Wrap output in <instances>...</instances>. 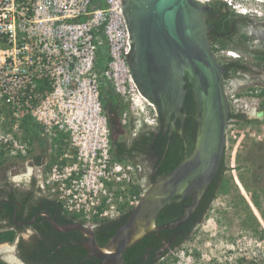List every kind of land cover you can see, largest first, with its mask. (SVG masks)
I'll return each mask as SVG.
<instances>
[{"label": "built area", "instance_id": "built-area-1", "mask_svg": "<svg viewBox=\"0 0 264 264\" xmlns=\"http://www.w3.org/2000/svg\"><path fill=\"white\" fill-rule=\"evenodd\" d=\"M221 1L248 11L233 0ZM121 5V0H0V110L9 115L6 127L0 122V152L27 155L24 121L42 127L40 136L50 143L60 135L63 153L48 169L47 162L43 166L45 194L88 226L120 217L143 196L140 167L112 153L101 84L131 99L138 125L143 119L156 126L158 120L157 110L155 118L147 116L143 101H148L128 69ZM127 117L126 112L123 126Z\"/></svg>", "mask_w": 264, "mask_h": 264}, {"label": "water", "instance_id": "water-1", "mask_svg": "<svg viewBox=\"0 0 264 264\" xmlns=\"http://www.w3.org/2000/svg\"><path fill=\"white\" fill-rule=\"evenodd\" d=\"M121 3L126 22L125 4L123 0ZM211 11L209 3L199 0H135L138 58L136 67L130 71L128 66V69L140 94L160 112L165 131L175 132L183 140L184 157L175 170L150 185L127 221L104 247L98 245L91 226L60 225L45 214L57 232H82L89 256L102 264H125V251L151 232L186 223L218 175L224 161L230 105L225 68L210 44L207 18ZM127 29L130 51L125 54L126 60L134 43L128 25ZM187 86L191 88L195 104L196 131L191 153H188L187 138L176 124L180 121L183 125L187 118ZM250 115L260 119L264 111ZM189 199L192 202L187 206ZM174 204L183 206V217L158 227L159 214Z\"/></svg>", "mask_w": 264, "mask_h": 264}, {"label": "rangeland", "instance_id": "rangeland-1", "mask_svg": "<svg viewBox=\"0 0 264 264\" xmlns=\"http://www.w3.org/2000/svg\"><path fill=\"white\" fill-rule=\"evenodd\" d=\"M207 1L201 2L211 3ZM233 1L253 11L249 16L251 21L246 30L249 37L252 34L257 37L251 39V45L258 49L264 48V3L256 0ZM255 11L260 14L254 15ZM225 86L230 111L244 115L242 122L231 121L227 128L224 153L227 170L207 220L196 230L191 242L186 243L162 264H264V117L257 119L250 115L264 111V79L229 81ZM104 95L107 96V102L109 99L114 102L113 109L118 114V125L113 132L108 125L110 135L129 144L135 134L133 124L138 125L135 119V105L131 99L116 94L112 88L102 83L100 100L103 108ZM143 103L147 116L155 118L156 107L149 101ZM126 112L127 125L123 126L121 120ZM102 113L109 124L110 116L106 112ZM8 118L6 111L0 110V122H3L5 127ZM25 123L26 121L23 122ZM41 128L39 131L43 133ZM4 130L6 133L12 132L7 128ZM21 136L27 155L12 156L9 152L1 151L0 181L6 176H10L16 183L29 182L32 178L34 169L28 161L42 153L38 148L39 144L41 147L44 146L42 142L38 144L25 130ZM60 139V135L57 136L51 143L52 146H49V153L43 155L46 157L44 161L48 164L46 169L51 166V161L56 159L57 150L60 147L64 149ZM3 147L2 145L1 150H5ZM140 167L143 180H139L137 184L138 187L141 184L145 189L142 193L144 194L151 184H148L147 177L143 174L142 165ZM256 202L260 203L259 207ZM7 246H11V243L5 242L0 245ZM0 262H3L2 258Z\"/></svg>", "mask_w": 264, "mask_h": 264}, {"label": "trees", "instance_id": "trees-1", "mask_svg": "<svg viewBox=\"0 0 264 264\" xmlns=\"http://www.w3.org/2000/svg\"><path fill=\"white\" fill-rule=\"evenodd\" d=\"M214 9L217 12L223 10L229 12L231 17L225 18V22L222 29H228L232 26L238 29H246L249 25L251 18L249 16L235 13V11L227 5L226 2L216 0L212 2ZM245 32V31H244ZM264 61V56L261 57ZM136 82V81H135ZM137 84V83H136ZM139 88V87H138ZM188 90L186 97V112L187 118L183 125L178 121L177 127L184 133L188 141V153H191L195 143V135L193 133L195 129L194 123V102L191 88L186 87ZM140 90V89H139ZM105 99V111L109 117V128L113 132L117 123V112L113 109V104L109 99L106 101L107 96H103ZM107 102V103H106ZM158 123L156 126H151L144 123L143 119L139 121V125H134L135 136L131 139V142L127 144L125 141L111 137L112 153L118 160H124L132 164L135 168H139L142 165L143 174L147 177L148 184H153L158 179L171 173L175 170L183 161L184 157V142L181 137L170 130L165 131L163 125V119L158 111ZM244 115L241 113L231 112L229 120L242 122ZM38 126H30L25 123L24 129L30 133L33 137H37L41 141L40 131ZM43 142V141H41ZM58 154L56 159H53L51 163H55L58 156L63 153L62 147L57 150ZM141 168V167H140ZM227 168L224 161L220 167L218 175L204 194L203 199L199 202L196 211L191 215L190 219L183 225L173 229H161L159 231H153L147 235L141 242L134 245L132 248L125 251L123 259L125 264H162L171 255L183 247L186 243L193 240L196 230L203 225L207 220L211 206L217 198L222 178ZM139 180H143L142 174L139 176ZM139 193H143L145 189L141 186L138 187ZM31 193V192H29ZM32 194V193H31ZM9 201L18 200L20 203H24L23 199H16L15 192L12 190L0 191V202L3 198ZM35 197V195H34ZM40 201L47 205L51 216L56 215V222L60 225L81 224L86 225V222L81 220L79 216L75 214H69L63 209L61 203L56 200L49 199L42 192L40 195ZM191 199L187 200L185 205H190ZM259 207L260 203L256 202ZM1 208V203H0ZM14 206L7 205L5 203L4 209L0 211V218L7 215L6 210L11 214L14 210ZM134 208L124 212L120 217L112 220H102L95 222L93 225L96 241L100 247H104L117 232V230L127 221L132 210ZM182 205H170L166 207L158 216L156 225L163 227L180 220L183 217ZM6 213V214H5ZM40 221H44V218H40ZM50 234L57 238L56 245L50 246L49 253L62 256V262L57 264H102L100 260L95 257L89 256L88 251L85 249L84 244L86 239L79 231H71L67 233H60L49 226ZM85 239V241H84ZM14 241L13 233H0V243ZM54 260L50 258L48 264H55ZM0 264H5L0 262Z\"/></svg>", "mask_w": 264, "mask_h": 264}, {"label": "flooded vegetation", "instance_id": "flooded-vegetation-1", "mask_svg": "<svg viewBox=\"0 0 264 264\" xmlns=\"http://www.w3.org/2000/svg\"><path fill=\"white\" fill-rule=\"evenodd\" d=\"M123 3L125 4L127 13V19L125 18L127 25L130 32H133V36L131 37L134 43L132 44V51L127 59L131 71V68L136 67L138 58L137 42L139 35L136 30L137 20L133 12L135 0H123ZM209 4L212 9L211 14L207 18V24L210 29V44L216 58L225 68V83L229 81L243 82L254 78L264 79V61L261 60V57L264 56V48L258 49L251 45V39L257 38L256 35L252 34L249 37L246 29H238L235 26L229 29L228 27L222 29L225 18L231 17V14L225 10L219 13L214 9L212 2ZM229 52H236L238 58L229 57ZM195 131L196 124L193 131L194 135ZM110 136L112 137V135ZM34 140L38 144L43 141L44 147H41L39 144L38 148L42 150L43 154H38L28 161V164L34 169L31 180L29 182L16 183L10 176H6L0 181V191L12 190L15 192L16 199L21 198L25 201L24 203H20L18 200L9 201L7 197L1 200V212L4 209L5 203L9 206L13 205L15 208L11 214L6 210L7 215L0 218V233H13L14 241L7 248L10 250L15 261H20L19 264H48L50 258L57 264L62 262V256L55 253L51 254L47 251L50 246L56 245L57 238L50 234L49 226L52 227V225L47 220L45 214H48L50 219L55 221L56 215L51 216L47 205L40 201L42 192L45 194L43 181H41L42 175L40 173L43 172V166L45 164L44 158L46 157L44 156L49 153V146L51 147L52 144L43 138L40 141L37 137H34ZM41 217L44 218V221L39 220ZM91 227L93 229V226ZM83 236L86 239L84 234ZM2 249L3 247H0V258L6 264H12L5 259V252H2Z\"/></svg>", "mask_w": 264, "mask_h": 264}, {"label": "bare ground", "instance_id": "bare-ground-1", "mask_svg": "<svg viewBox=\"0 0 264 264\" xmlns=\"http://www.w3.org/2000/svg\"><path fill=\"white\" fill-rule=\"evenodd\" d=\"M200 1H202V0H200ZM208 1H212V0H208ZM256 1L264 3V1H262V0H256ZM2 252H5L4 257L8 262H10L12 264H19L17 261H15L14 257L12 256V254L10 253V250H8L7 247H3Z\"/></svg>", "mask_w": 264, "mask_h": 264}, {"label": "clouds", "instance_id": "clouds-1", "mask_svg": "<svg viewBox=\"0 0 264 264\" xmlns=\"http://www.w3.org/2000/svg\"><path fill=\"white\" fill-rule=\"evenodd\" d=\"M233 9V8H232ZM234 10V9H233ZM235 11V10H234ZM237 11V10H236ZM238 14H241V15H245V16H251L253 14V11L252 10H248L247 13H241L239 11H237ZM260 13H258L257 11L254 12V15H259Z\"/></svg>", "mask_w": 264, "mask_h": 264}]
</instances>
